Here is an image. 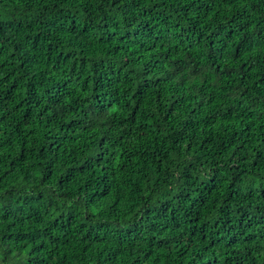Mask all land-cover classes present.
Returning <instances> with one entry per match:
<instances>
[{
	"label": "trees",
	"instance_id": "1",
	"mask_svg": "<svg viewBox=\"0 0 264 264\" xmlns=\"http://www.w3.org/2000/svg\"><path fill=\"white\" fill-rule=\"evenodd\" d=\"M0 264H264V0H0Z\"/></svg>",
	"mask_w": 264,
	"mask_h": 264
}]
</instances>
